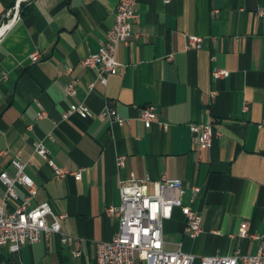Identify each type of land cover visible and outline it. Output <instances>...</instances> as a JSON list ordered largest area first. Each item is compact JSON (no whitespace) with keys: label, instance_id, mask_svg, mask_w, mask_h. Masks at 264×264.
Returning a JSON list of instances; mask_svg holds the SVG:
<instances>
[{"label":"crops","instance_id":"obj_1","mask_svg":"<svg viewBox=\"0 0 264 264\" xmlns=\"http://www.w3.org/2000/svg\"><path fill=\"white\" fill-rule=\"evenodd\" d=\"M16 1L0 0V28ZM136 1L134 35L119 43L120 66L106 85L82 61L106 39L119 0H27L0 39V173L15 174L19 152L37 187L29 207L48 202L55 213H66L62 228L74 237L67 245L50 234L16 253L4 246L0 264H96L97 243L111 241L118 228L106 208L120 205L121 181L131 173L150 178L148 191L163 176L180 179L184 204L189 187H200L192 206L202 215L203 232L190 237L175 207L163 225L167 250L197 257L257 253L260 240L236 234L243 222L264 234V19L257 14L264 0ZM191 35L202 38L200 48L188 47ZM34 52L41 56L36 62ZM215 67L229 75L213 79ZM71 81L73 97L66 92ZM72 102L86 103L93 116L63 119ZM37 103L47 118L37 119ZM108 103L123 124L99 119ZM150 104L158 118L146 128L140 113ZM211 119L213 143L198 147L190 125ZM40 140L58 166L82 169V178H57L35 151ZM15 190L10 211L28 195L20 184ZM4 192L0 183V201Z\"/></svg>","mask_w":264,"mask_h":264},{"label":"built area","instance_id":"obj_2","mask_svg":"<svg viewBox=\"0 0 264 264\" xmlns=\"http://www.w3.org/2000/svg\"><path fill=\"white\" fill-rule=\"evenodd\" d=\"M27 0H17L8 21L0 28V39L20 18V5ZM214 11L213 13H215ZM257 14L264 19V7L257 10ZM138 17L136 0H119L114 23L107 33L106 39L102 41L99 50L86 57L82 63L87 67H93L98 71V79L107 84L108 75L115 71L120 62L116 58L119 43H128L133 37V23ZM202 38L196 35L189 36L188 47L200 48ZM40 53L31 54V60L36 62L40 59ZM229 75V71L215 67L212 70V78L219 79ZM92 85L90 86V89ZM67 95L76 94V83L69 82L66 85ZM212 94H215L213 92ZM38 104L37 119L48 117V112ZM81 118L93 116L90 108L84 102H72L68 109L63 112L62 118L67 119L72 115ZM99 119H108L111 123L123 124L115 108L110 103L106 105L98 115ZM140 117L146 128L158 118L155 105H147L141 109ZM193 143L198 147H210L215 131V119L208 123H191ZM52 138V137H51ZM35 151L54 170L57 178L74 176L77 180L82 178V169L71 170L58 166L51 157L50 150L40 140L35 143ZM126 156H119L117 163L119 167L125 163ZM15 174L7 171L0 173V183L5 187L4 197L0 201V255L4 246L12 253L18 252L26 243L38 242L43 236L50 234L60 235L63 244L72 245L74 237L65 233L62 222L66 213H55L48 202H42L34 207H29L30 199L37 192L33 179L25 172L26 163L21 161L20 153H15L12 159ZM149 177L138 178L131 173L129 178L121 181L120 197L118 206L106 208L107 215L118 220V228L111 241L97 243L96 264H138L141 260L144 264H264V234L251 233L248 223L243 222L237 232L241 238H251L261 241L256 254L245 255L240 251L230 255H213L197 257L186 253L180 248L174 251L167 250L164 246L163 225L164 221L172 217L173 209L180 207L186 218V231L190 237L195 238L203 232L202 215L193 208V203L200 187L191 185L189 187L191 196L190 203L184 204L183 196L185 190L180 179H170L163 176L153 183V190L148 191ZM17 184L27 189L28 195L12 211L7 209L10 200H17L18 194L15 190ZM72 255L79 257L81 252L73 250Z\"/></svg>","mask_w":264,"mask_h":264}]
</instances>
